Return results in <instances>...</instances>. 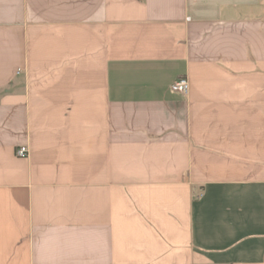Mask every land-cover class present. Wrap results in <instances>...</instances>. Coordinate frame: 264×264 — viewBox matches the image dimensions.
Segmentation results:
<instances>
[{"label":"crops","instance_id":"0c3cea01","mask_svg":"<svg viewBox=\"0 0 264 264\" xmlns=\"http://www.w3.org/2000/svg\"><path fill=\"white\" fill-rule=\"evenodd\" d=\"M0 264H264V0H0Z\"/></svg>","mask_w":264,"mask_h":264},{"label":"built area","instance_id":"2783aa9c","mask_svg":"<svg viewBox=\"0 0 264 264\" xmlns=\"http://www.w3.org/2000/svg\"><path fill=\"white\" fill-rule=\"evenodd\" d=\"M171 89L173 91L181 92L183 94H187L189 91V81L187 78H181L175 81L171 85ZM17 156L19 157H28L29 155V149L26 145L21 146L16 151Z\"/></svg>","mask_w":264,"mask_h":264}]
</instances>
